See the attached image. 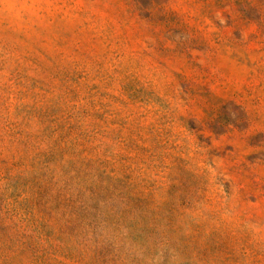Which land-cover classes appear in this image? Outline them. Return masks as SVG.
I'll list each match as a JSON object with an SVG mask.
<instances>
[{"label":"rangeland","instance_id":"obj_1","mask_svg":"<svg viewBox=\"0 0 264 264\" xmlns=\"http://www.w3.org/2000/svg\"><path fill=\"white\" fill-rule=\"evenodd\" d=\"M0 264H264V0H0Z\"/></svg>","mask_w":264,"mask_h":264}]
</instances>
